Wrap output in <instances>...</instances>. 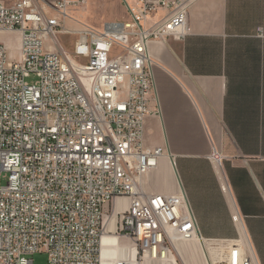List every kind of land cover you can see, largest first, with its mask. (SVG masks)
Here are the masks:
<instances>
[{"label":"built area","instance_id":"1","mask_svg":"<svg viewBox=\"0 0 264 264\" xmlns=\"http://www.w3.org/2000/svg\"><path fill=\"white\" fill-rule=\"evenodd\" d=\"M192 1L123 0L127 20L101 29L69 15L86 0L0 1V32L19 35L14 61L0 44V264H34L40 252L46 264H99L112 216L134 247L129 264H176L175 244L197 239L182 192L142 187L164 154L144 145L145 119L159 115L148 42L181 39ZM71 35L70 54L60 37ZM214 264L256 260L234 241Z\"/></svg>","mask_w":264,"mask_h":264},{"label":"crops","instance_id":"2","mask_svg":"<svg viewBox=\"0 0 264 264\" xmlns=\"http://www.w3.org/2000/svg\"><path fill=\"white\" fill-rule=\"evenodd\" d=\"M68 13L95 29L128 18L123 0H86ZM148 53L159 115L145 119L144 145L164 154L142 187L182 192L197 226V239L175 244V263L214 264L225 243L241 241L264 264V0H193L183 37L149 41Z\"/></svg>","mask_w":264,"mask_h":264},{"label":"bare ground","instance_id":"3","mask_svg":"<svg viewBox=\"0 0 264 264\" xmlns=\"http://www.w3.org/2000/svg\"><path fill=\"white\" fill-rule=\"evenodd\" d=\"M107 223L108 227L109 223L114 227L115 217L108 218ZM113 227L109 228V230L107 229L108 232H105L106 234L104 233L101 239L102 245L100 243L99 264H129V262L134 257V247L128 241L125 244H122L120 242L121 237L116 236L117 234L114 232ZM177 249L179 256L182 257L183 253L181 252V249L179 248L178 244Z\"/></svg>","mask_w":264,"mask_h":264},{"label":"rangeland","instance_id":"4","mask_svg":"<svg viewBox=\"0 0 264 264\" xmlns=\"http://www.w3.org/2000/svg\"><path fill=\"white\" fill-rule=\"evenodd\" d=\"M122 16H124V12H122ZM82 18H83V15L80 13H77L74 16V19H76L78 21L83 20V21L87 22L85 19H82ZM71 29L74 30L72 27H71ZM76 38H77L76 35H71L68 37L67 36L66 37H60V41L63 43L65 50L70 54L72 53V46H73V43L75 42ZM0 44L4 45L7 48L8 55L10 56L11 60L14 61V60L18 59V47H19V36L18 35H15L12 33L0 32ZM35 81H36V77L34 75H31L26 80L27 83H34ZM4 184H5V179L2 176H0V187L4 186ZM116 236H118V235H116ZM120 242L122 244H125L127 241L125 239L121 238ZM30 258L33 260L34 264H46L47 263V256H46V254H44L42 252L32 255Z\"/></svg>","mask_w":264,"mask_h":264}]
</instances>
